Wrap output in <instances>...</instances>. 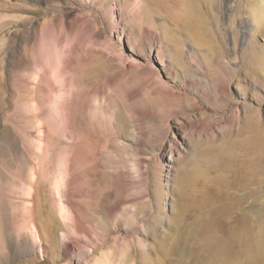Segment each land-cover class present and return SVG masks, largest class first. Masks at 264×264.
Instances as JSON below:
<instances>
[{
    "label": "rangeland",
    "instance_id": "rangeland-1",
    "mask_svg": "<svg viewBox=\"0 0 264 264\" xmlns=\"http://www.w3.org/2000/svg\"><path fill=\"white\" fill-rule=\"evenodd\" d=\"M193 1L198 31L181 0H0V264H264V184L251 235L222 197L264 139V0Z\"/></svg>",
    "mask_w": 264,
    "mask_h": 264
},
{
    "label": "bare ground",
    "instance_id": "bare-ground-1",
    "mask_svg": "<svg viewBox=\"0 0 264 264\" xmlns=\"http://www.w3.org/2000/svg\"><path fill=\"white\" fill-rule=\"evenodd\" d=\"M181 1L186 6L187 10V12L184 11L183 13L186 15V24L191 29L198 31V28L204 24L202 5H199L200 3L194 2L193 0ZM208 1H210L209 3L211 5L218 6L219 10L222 12L224 9H226V5L222 6L219 0ZM259 3L260 2H255V5L258 4L256 6H259V10H257L258 8H253L251 11L253 14L252 22L256 32H259L260 30L262 31L264 29V10ZM183 17L185 18V16ZM212 52L214 53L213 49ZM63 69L61 63L57 62L54 76L60 83H63L65 80V71H63ZM40 136L41 138L39 137L40 141L38 144V150L41 154H44L46 151V145L44 143L45 132L42 131ZM65 162V164L62 165V163H64L62 162L60 165L63 168H61V173L57 181L58 183L55 185L57 188L58 186L62 185L63 187H66V184H68L72 173L74 163L70 160H65ZM226 163V177L223 183V189L225 188V191L224 195H222L225 202L224 207L226 210H228L227 213H229L230 218H237L236 226L238 229V234L241 233V235H251L252 232L250 231H253V227L250 225L251 221L253 220L251 212L252 209H254V202H252V200L255 199L261 189V186L264 184V139H250L248 144L243 145L242 148H240L239 155L232 159H228ZM245 190H247L246 193ZM53 199L54 204L58 209L59 215L63 218V220L65 222L73 221L75 213L73 214L74 211L72 207L67 205L66 202L61 199L57 200L56 197ZM250 201L252 202V205L246 206L247 203H250ZM27 209L29 214H33L34 209L32 206H28ZM31 228L35 239L40 241L38 230L34 227V224L31 225ZM228 247H230V242L227 244V248ZM254 263L255 261L253 260L251 264Z\"/></svg>",
    "mask_w": 264,
    "mask_h": 264
}]
</instances>
